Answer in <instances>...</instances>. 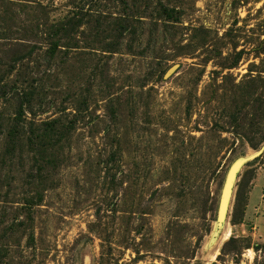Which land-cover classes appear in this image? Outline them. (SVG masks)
I'll list each match as a JSON object with an SVG mask.
<instances>
[{
	"label": "rangeland",
	"instance_id": "obj_1",
	"mask_svg": "<svg viewBox=\"0 0 264 264\" xmlns=\"http://www.w3.org/2000/svg\"><path fill=\"white\" fill-rule=\"evenodd\" d=\"M0 264H264V0H0Z\"/></svg>",
	"mask_w": 264,
	"mask_h": 264
},
{
	"label": "water",
	"instance_id": "obj_2",
	"mask_svg": "<svg viewBox=\"0 0 264 264\" xmlns=\"http://www.w3.org/2000/svg\"><path fill=\"white\" fill-rule=\"evenodd\" d=\"M233 170V169H232ZM229 180L232 178L231 174L229 175ZM228 184H229V181H228ZM228 193H229V188L227 187L224 191V194H223V199H222V203H221V207H220V215H222L224 213V209L226 207V204L224 206V209L222 208V204H223V200H226L227 201V198H228Z\"/></svg>",
	"mask_w": 264,
	"mask_h": 264
},
{
	"label": "bare ground",
	"instance_id": "obj_3",
	"mask_svg": "<svg viewBox=\"0 0 264 264\" xmlns=\"http://www.w3.org/2000/svg\"><path fill=\"white\" fill-rule=\"evenodd\" d=\"M226 204V200H223L222 208L224 209V206Z\"/></svg>",
	"mask_w": 264,
	"mask_h": 264
},
{
	"label": "trees",
	"instance_id": "obj_4",
	"mask_svg": "<svg viewBox=\"0 0 264 264\" xmlns=\"http://www.w3.org/2000/svg\"><path fill=\"white\" fill-rule=\"evenodd\" d=\"M165 10H166V12H168L167 9H165ZM168 14H169V13H168Z\"/></svg>",
	"mask_w": 264,
	"mask_h": 264
}]
</instances>
